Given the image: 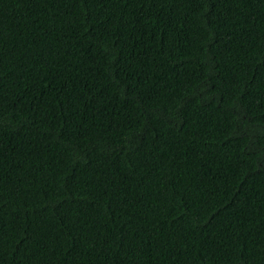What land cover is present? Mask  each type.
<instances>
[{
  "label": "trees",
  "instance_id": "obj_1",
  "mask_svg": "<svg viewBox=\"0 0 264 264\" xmlns=\"http://www.w3.org/2000/svg\"><path fill=\"white\" fill-rule=\"evenodd\" d=\"M0 264H264V0H0Z\"/></svg>",
  "mask_w": 264,
  "mask_h": 264
}]
</instances>
